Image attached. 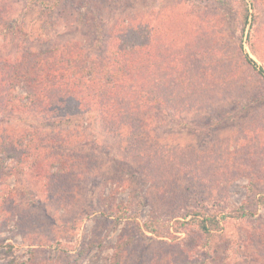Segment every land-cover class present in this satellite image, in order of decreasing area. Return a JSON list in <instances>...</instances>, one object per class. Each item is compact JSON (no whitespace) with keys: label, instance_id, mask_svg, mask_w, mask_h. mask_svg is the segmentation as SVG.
Wrapping results in <instances>:
<instances>
[{"label":"rangeland","instance_id":"374dc122","mask_svg":"<svg viewBox=\"0 0 264 264\" xmlns=\"http://www.w3.org/2000/svg\"><path fill=\"white\" fill-rule=\"evenodd\" d=\"M41 5L0 0V32L13 29L0 34V57L70 40L100 53L125 14L150 13L157 37L181 42L182 76L201 86L190 91L197 103L162 108L132 135L107 128L96 109L70 122L17 118L41 145L55 142L64 166L52 159L37 173L29 156L0 173V264H264V74L244 61L264 71V0ZM228 81L234 88L212 92ZM203 211L214 217L208 232Z\"/></svg>","mask_w":264,"mask_h":264},{"label":"trees","instance_id":"16d2710c","mask_svg":"<svg viewBox=\"0 0 264 264\" xmlns=\"http://www.w3.org/2000/svg\"><path fill=\"white\" fill-rule=\"evenodd\" d=\"M39 2L43 12L49 13L60 0ZM160 23L150 13L125 14L111 26L105 49L100 53L70 40L45 51L29 50L17 57H0V173L12 170L29 156L35 158L33 168L37 173L47 172L53 166L52 159L59 171L64 166L57 165L60 159L56 162L50 151V143L55 142L41 145V135L14 125L25 113L70 122V112L96 109L107 128L132 135L136 126L145 129L154 120L153 114L162 108H186L197 103L199 97L190 91L201 86V82L182 76L188 70L179 62L183 46L177 37L170 40L167 32L157 37ZM6 30L0 32L3 38L13 34L12 28L10 32ZM244 58L264 74L248 54ZM222 84L211 82L212 92L235 86L231 81ZM209 86L206 81V90ZM6 197L0 195V201ZM203 212L199 227L208 232L214 217Z\"/></svg>","mask_w":264,"mask_h":264}]
</instances>
